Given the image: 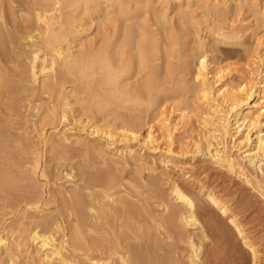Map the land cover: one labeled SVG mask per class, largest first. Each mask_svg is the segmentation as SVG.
<instances>
[{"label":"rangeland","instance_id":"obj_1","mask_svg":"<svg viewBox=\"0 0 264 264\" xmlns=\"http://www.w3.org/2000/svg\"><path fill=\"white\" fill-rule=\"evenodd\" d=\"M5 2L9 4L10 1ZM36 2L14 0L10 4L17 23L22 24L24 18L33 19ZM58 8L63 29L68 31L72 55L82 58L79 72L77 69L67 72L59 61L55 75L41 77L39 83L33 85L27 75V62H23L27 76L21 77L24 79L19 82L21 85L11 72L14 64L4 65L5 70L11 72L6 79L8 84L11 82L12 90L7 87V91L14 95L3 99L6 106L0 103V237L8 243L7 249L0 250V264H48L44 252L37 250L31 237L32 232L42 233L50 224L56 243L67 241L62 256L73 264H88L89 259L94 258L102 264H120L117 255H124L120 247L131 243L135 246L131 252L139 255V260L152 256L162 258L164 264H252L245 242L257 246L260 254L256 264H264V161L253 166L245 158V151L252 149L257 135H264V108L260 107L264 105V0H97L82 6L74 4V0H60ZM128 29L132 33L124 40ZM23 45L20 41L14 47L12 61H24L28 56L24 54L26 47ZM141 55L146 59L145 65H141ZM201 57L207 61V78L215 82V89L244 84L248 91L260 94L254 100L260 104L250 113L251 121L257 120V123L247 124L241 132L243 137L249 136V142L238 143L227 136L221 148L207 138V110L198 101L199 84L194 77ZM106 73L114 75L110 80L112 84L109 82L112 87L102 80ZM146 79H150V89L144 86ZM101 101L105 104L103 113L97 112L96 107L102 106ZM64 111L67 120L61 123L58 119ZM48 117H53L54 122L45 125L43 121ZM139 121L143 125L141 136H145L151 126L157 138L154 145L157 149L148 151L134 144L136 155L132 159L122 155L123 142L119 140L123 134L127 135L124 124L132 126ZM91 126L113 131L116 134L114 144L108 145L100 136L91 135ZM209 142L212 144L210 152L218 149L223 157L235 160V169L230 170L224 162L204 155ZM201 148L205 152L197 153V149L204 151ZM165 149H170V153ZM107 167H115L118 171L122 183L119 194L128 196L135 204L131 208L133 212L138 204L147 206L145 210L149 215L145 212L142 216L149 229L144 231L140 227L137 236L145 233L148 248L146 244L145 248H138V239L125 240L120 234L114 238L105 231L104 234L103 231L87 233V239L94 243L99 241V247L92 243L87 245V239L81 240V246L75 245L71 237V228L75 226L72 218L75 217L65 208L66 196L69 198L68 192L73 189L84 191L85 173H100ZM151 180L156 186L150 185L147 191L146 185ZM173 183L180 185L195 207L204 209L195 213L199 225L186 227L189 232L186 234H191L197 249L198 259L194 258L197 261L190 260L189 236L169 239L163 227L155 226L154 221L166 216L170 209L164 210L150 199L156 191V194L169 197L166 200L170 206L181 208L170 194ZM133 184L143 189L144 197L143 194L140 198L137 195L129 197L127 193ZM59 191L67 195L60 196ZM207 193L226 202L225 216L212 208L206 199ZM147 198L148 205L145 204ZM140 199L145 201L140 203ZM36 202L39 205H35ZM37 205L39 209L34 208ZM85 210L81 212L89 224L94 225L95 219L92 217L91 221ZM118 216L115 220L109 219L108 224H120L124 217H120L123 214ZM142 216L135 220L143 222ZM228 217L235 218L244 235L234 232ZM207 218L222 222L223 237L208 231L205 236L202 234L206 229L200 224H205ZM56 224H62L60 227L64 229L56 233ZM63 234L66 237L63 238ZM49 264L60 263L54 259Z\"/></svg>","mask_w":264,"mask_h":264},{"label":"bare ground","instance_id":"obj_2","mask_svg":"<svg viewBox=\"0 0 264 264\" xmlns=\"http://www.w3.org/2000/svg\"><path fill=\"white\" fill-rule=\"evenodd\" d=\"M9 1H10L9 4H6L5 0H0V103L2 104V106H6L4 104L3 99H9L12 97V95H14V92L9 93L7 91V87L10 90H12L11 85H9V84H11V82L8 84V81L6 79L8 72L10 73V76H11V72L13 71L12 74L15 73V75L18 77V79L16 80L18 82L17 84H21L19 82H22L24 80L23 76H25L27 74V73L24 74L27 71L24 72L23 69L26 70L28 68L27 69L28 70L27 75H29V79H30L29 82H31V84H33V85H36L39 83V80L41 77H45V76L50 75V74L55 75L54 74L55 68H56V66H58L59 61H60L59 64H61V66L65 70H67V72H69V73H71V72L73 73L76 69L79 72V69H78V68H80L79 64H81V61H82V58L78 59L79 57L78 58L76 56H74L76 58L73 57V55H72L73 49L71 47H69V45H71V43L67 39V32L68 31L67 32L65 31V27L63 29V20H62L63 18H62V14L60 13V9L58 8L60 0H37L36 3L38 6L35 9H37L38 11L33 9L35 11V13H33L34 14V17H32L33 19H29V18L23 19L22 18L23 19L22 24L17 23V21L13 17L14 16L13 15L14 10L12 9V6L10 4H12L14 2V0H9ZM92 1H97V0H74V4L80 3L82 6V5H87V3L92 2ZM118 2L120 3V1H118ZM123 4H124V2H123ZM119 6L122 7V5H120V4H119ZM127 7H125V8H127ZM33 10H32V12H33ZM27 16H28V14H27ZM163 16H165V15H163ZM20 17H21V15H20ZM55 25H57V27L59 26V28H61V30L60 31L57 30L58 28H56ZM137 30L139 31V29H137ZM131 31H132L131 29L127 30V32L124 34L125 35L124 40L129 38L130 33H132ZM142 31H144V30H142ZM143 34H144V32H143ZM20 41H23V44H24L23 46L26 47L24 50L26 53H24V52H22V53H24L25 55L28 54V56L25 57V59H23L24 61H21L20 59L19 60L16 59L15 61H12L11 60V56L13 54L12 50L14 51V49H15L14 47ZM127 41H129V39ZM63 42L65 44H63ZM23 46H21V47H23ZM81 57H83V56H81ZM90 57L93 58V56L87 55V58H90ZM204 57H201L198 60L199 61L198 62V68L196 69L194 77H195L196 82H198V84H199L198 92H197L198 101H200V105H202L207 110V112H205L206 116H208L207 120H209V121L206 120L207 125L209 126V129H208L209 134H208L207 138H209L210 142L215 141V145H217V146L221 145V148L225 146V138L227 136H229L230 138H235L234 140H238V143L249 142L250 141L249 136L243 137L241 132H242V129L245 128V126L247 124L250 126V125H254L255 123H257V120L251 121L252 119L250 118L251 117L250 113L252 112V110L254 108H257L258 105L260 104V103H257V100L254 101L255 98L260 96V94L258 93V91L256 92L255 90L254 91H252V90L248 91L247 87L244 84H241V85L236 86V87H231L229 89H221V88L215 89L214 88L215 82L209 81V79L207 78V76H208V74L206 72L207 71L206 70L207 69V61ZM17 58H19V57L17 56ZM86 60L89 61L90 59L89 60L86 59ZM87 61H86V63H87ZM90 61H93V60H90ZM8 62L14 64V69L11 70V72L10 71L7 72L5 70L4 65ZM23 62L24 63L27 62V65H28L27 68H25L24 64H22ZM145 62H146L145 57H143L141 55V65H145ZM91 63H93V62H91ZM104 63H105V61H104ZM1 66H4V68ZM83 66L85 67V65H83ZM84 67H83V69H84ZM84 71H82V72H84ZM109 72L111 73V71H109ZM104 73H105V71H104ZM15 75L13 74V76H15ZM21 77H23V78H21ZM113 77H114V75L106 73V74H104L102 80L104 83L105 82L109 83ZM4 81H6L7 83ZM144 86L149 88L150 79H146ZM111 87H112V85H111ZM13 88H16V87H13ZM223 91H225V93ZM121 92H123V91L121 90ZM108 93H110V92H108ZM118 98H121V97L118 96ZM137 100H136V102H137ZM106 101H107V99H106ZM101 103H102V101H101ZM108 103H110V102L108 101ZM103 104L104 103H102V106L99 105V107L96 106L97 112L99 111L101 113L102 111L105 110V109L103 110V108H105V104L104 105ZM109 105H111V103ZM107 107H108V105H107ZM260 107L263 110L264 105H262ZM106 109H108V108H106ZM145 111H146V109H145ZM64 112L61 113V116L58 119L59 122H61V123L65 122L67 120V114H66V112L65 113ZM106 116H107V114H106ZM53 117H51V118L48 117V120L43 121L44 124L46 125V123L48 124V122L51 124V122L53 121ZM129 121H130V119H129ZM131 122H134V121H131ZM128 124L129 123L124 124V126L126 128L127 135L122 133L123 135L121 134L122 135L121 137H123V138H121L119 140L120 142H123V147H122L123 154L122 155H125L129 158L134 159L135 155H136V150L134 149V144H138L139 147L141 146L144 149L146 148V149H148V151H154L157 149V147L154 146L155 142H157V138H155L154 132L151 130L152 129L151 126H150L149 130L147 131V134L145 136H141V131L143 128L141 121H139V123H137V125L134 123V125L131 126V123H130V125L127 126ZM125 128H123V129H125ZM90 134L91 135L96 134L97 136H100L101 138L104 139V141H106L108 143V145L114 144L115 139H116V137H115L116 134H114L113 131H110V130L107 131L105 129H101L100 127L91 126ZM210 142H209V146H207V150H206V153H204V155H207L211 158H214L215 160L224 162L230 170L235 169V167H236L235 160L227 159V158L223 157L222 155L219 154L220 151L218 149L214 153L210 152L209 147H210V145H212ZM43 143L45 144V141ZM90 149H93V147ZM201 149H204V148H201ZM197 150H196L197 153L205 152V149H204V151H202V150L197 151ZM165 151L168 154L170 153V149H167V150L165 149ZM245 158H247L249 165H253V166H256L257 162H260V161L263 162L264 161V135H262L261 133L259 135H257L255 142H254V145L252 146V149L245 151ZM124 160H127V158ZM117 163L120 164V162H117ZM124 163H122V165ZM86 166L84 165L85 168H86ZM84 167L83 168L81 167V169H84ZM114 168L115 167H113V168L107 167V168H105V170L102 169L103 171L100 173L95 171V170H94L95 172H90V170H87V172H90V173H85V177L83 175V178H85V179H83V181H84L83 182L84 183L83 190L84 191L80 190L78 192V191H76V189H73L72 191L68 192L69 198L66 196L67 192H66V195L65 194L62 195L61 191H59L61 194L58 193L60 196H64V195L66 196L65 204L67 203L66 204L67 206L65 205V208L67 210L69 209L68 213L71 212L73 214L72 217L73 216L75 217V218H72L74 220L73 222L75 223V226L73 224L74 227H72V228L70 227V228L72 229L71 230V232H72L71 237L74 238V240L76 241V242L74 241L76 246L82 245V244L80 245V242H81V240L83 241V240L87 239V236H88L87 233L98 234V233H101L102 231H103V234H104V231L106 234H109V235L113 234L114 238L117 237L116 234H120V235H123V239L125 238V240L126 239H133V240L138 239L137 240V241H139L138 242L139 243L138 248H140V249L142 246L145 248V246L147 245L146 239H145L146 238L145 233L140 234V235L138 234V236H137V231L140 230V227L144 231H147V229H149V225H147V223L144 222L145 217L142 216V215H144L145 212H147L145 215H147V214L149 215V212L147 210H145V208H147V206L143 205V204L142 205L138 204V205L134 206L136 208L134 210V212L132 211L131 208L135 204H133V202L128 199L127 195H126L127 197H125L124 195L120 196L119 193L121 192V186H122V183L120 182L121 178L119 177V175L117 173L118 171H116ZM38 169H40V168H38ZM80 171H82V170H80ZM84 171H86V170L84 169ZM91 171H93V170H91ZM43 175L44 174L42 172L41 176H43ZM70 175L67 174V176L71 177ZM152 180L154 181V179H152ZM152 180L148 181V184L146 183L147 184L146 185L147 191H150L149 190L150 185H151V187H154V185H155L152 182ZM155 181H156V179H155ZM124 185L125 184H123V186ZM139 188L140 187L137 184L136 185L133 184L132 190L130 192L128 191L129 193H127L129 195V197L133 196V195H135V196L137 195L136 197L139 196V198H140V196H142L144 191H142L143 189L140 190ZM137 189H138V191H137ZM139 190H140V192H139ZM151 190L153 191L154 188H152ZM141 191L143 193H141ZM145 191H146V189H145ZM80 192H82V193H80ZM156 192H155V195H153V197L151 196L150 199L153 198L154 203H156L159 207L162 206L164 210L166 208H168V209L170 208V209H169L168 214L166 216L160 217L159 219H156L155 221L153 220L156 224L155 226H157L159 228L163 227V229H164V231H166V235L168 236L169 239H176V238L181 239V237H183L185 239L186 236H189L187 239L189 242L188 241L187 242L189 243V247H190V250L192 252V254L190 256V260L194 261V260L198 259V257H197L198 255L196 253L197 249L195 248V243L193 242L192 237L190 236L191 234L190 235L186 234V232H188L186 227L187 226L188 227L189 226L190 227L191 226H198L199 223L197 222V220L195 218L196 217L195 213L198 210L202 212V210H204V209H202L200 207L198 208V206L195 207L194 203L191 201V199L188 197V195H186V193H184V190L177 183L172 184L170 194H171V196H173L174 200L177 201V203L181 204V208L176 207V206L175 207L170 206L171 204H169V202L166 200L169 197L167 198L165 195H164L165 196L164 197L160 191L159 192L161 193V195L156 194ZM145 193H147V192H145ZM148 194H149V192H148ZM153 194H154V191H153ZM144 195L145 194H143V197H144ZM167 196H168V194H167ZM147 197H149V196H147ZM63 198L64 197H62V199ZM67 198L69 199L68 201H67ZM206 199L208 200V202L210 203L212 208L218 210L224 216L227 214L228 207H227L226 202H224V200L215 196V194H213V193H207ZM147 200H146L147 203H145V204L148 205L149 204L148 203L149 198H147ZM32 201L34 202L35 200H32ZM39 201L42 202L43 199H40ZM140 201H139L140 203H143V201H145V200L140 199ZM29 203L31 204L32 202L30 201ZM29 203H27V205ZM36 204H38V202H36L35 205ZM150 204H151V202H150ZM38 205L34 206V208L38 207V209H39L40 206H38ZM97 205L102 206V208L100 207L101 209H99L97 207ZM106 206H108V209L106 208ZM84 208L87 209V213L91 216L90 220L92 221L95 219L96 223L93 221L95 223L94 225L91 224V222H90V224H91L90 225L86 216H84L83 213L81 212V209L83 211L85 210ZM84 212H86V210ZM119 214H123V216H120V217H122V218L124 217L122 219L121 223L120 224L117 223L118 220H116V222L115 221L114 222L117 223V225L116 224L111 225V223L109 225L108 224L110 221L109 219L114 218L113 220H115V219H117V216ZM89 215H88V217L90 218ZM70 216H71V214H70ZM125 216L127 217L126 220H125ZM138 216H142V218H144L143 222H139L137 219L135 220V217H138ZM92 217L94 219H92ZM118 218H119V216H118ZM228 219H227L228 224L232 225V227L234 228V232L236 234H238L239 236H242V234H243L242 228H240V225L234 220L235 218L233 219V217H228ZM206 220H208V221L204 222L205 224H203V225L200 224V227L202 229H206V230L202 231V234L204 236H205V233L207 231L209 234L210 233L215 234V236L224 235L223 233L225 231V227L221 221L217 222V220H214V219L210 220V218H207ZM151 223H153V222H151ZM37 224H36V227H37ZM47 225H48V222H47ZM50 225H49V228L46 226L42 233H39L37 231L32 232L33 233L32 237H31L32 241L36 242L34 245L38 246L37 250L40 249L41 251L44 252V258H45L46 262H48V264L51 263V261H53L54 259H57L60 264H73V263L69 262L68 260H66L67 258L65 259L64 258L65 256L64 257L62 256V252H63L62 250L65 249V245L67 247V243H66L67 241L63 239L59 243H56L54 235L52 234L53 231H52V233L50 231V229H51L50 227H52V225L51 226ZM60 225H62V224H56L55 225L56 233H58L57 231H60L61 228L64 229L63 227H60ZM225 225H226V223H225ZM40 226H42V225H40ZM84 228L87 230H84ZM37 229H39V228H37ZM57 235H56V237H57ZM64 237H66V234H63V238ZM149 237L147 236V238H149ZM120 239H122V238H120ZM105 240L106 239H104V242H105ZM200 240H202V239H200ZM121 241H124V240H121ZM94 242L95 241H91L90 239H87V245L92 243V244L97 245L98 247L100 246L98 243L99 241H96L97 243H94ZM113 243H114V241H113ZM127 243L128 242H126V244ZM84 244H85V242H84ZM109 244H111V243L109 242ZM144 244H146V245H144ZM69 245H70V243H69ZM7 246H8V243L3 238L0 237V250L7 249ZM104 247H105V245H104ZM118 247L116 246V249ZM151 247H152V245H151ZM256 247L254 244H252L250 242H245V248L250 253V255L252 257V264H256L257 256L259 253ZM120 248L121 249H119V250H123L124 255H126V256L121 255V254L117 255L120 264H145V263H147V264H164V261H165V260L163 261L162 258L160 259V257L156 258V257H152V256H151V258H150V256H146V258L144 260H143V258H142V260L141 259L139 260V255H138V257L134 256V254L131 252V250H133L135 248V246H133V243L128 244L126 247H120ZM147 248H148V245H147ZM117 250H115V251H117ZM220 251H221V249H220ZM139 252H141V251L139 250ZM147 253H148V251H147ZM174 254H175V252H174ZM212 256H213V253H212ZM194 258H196V259H194ZM94 259H96V258H94ZM94 259H91V260L89 259L88 264H102L98 260H94ZM86 260H87V258H86ZM171 262H172V260H171ZM191 263H192V261H191ZM107 264H110V263L108 262Z\"/></svg>","mask_w":264,"mask_h":264}]
</instances>
